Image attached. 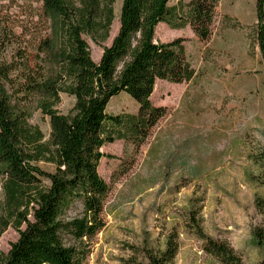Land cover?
<instances>
[{"label": "trees", "instance_id": "1", "mask_svg": "<svg viewBox=\"0 0 264 264\" xmlns=\"http://www.w3.org/2000/svg\"><path fill=\"white\" fill-rule=\"evenodd\" d=\"M49 32L39 39L32 56L28 39L12 27L0 28V238L13 226L19 237L0 264H83L90 243L104 229L105 201L110 186L102 177V148L118 139L139 149L166 109L152 102L158 80L189 82L196 74L183 44L156 38L159 23L172 29L190 25L200 40H208L219 0H123L119 30L110 45L116 18L115 0H41ZM256 37L264 62V0L256 1ZM89 36L103 47L92 58ZM125 92L139 105L136 114L108 112L113 97ZM74 97L72 108L59 109L62 95ZM40 112L49 117L50 132L29 120ZM264 168V149L252 156ZM40 161L54 164L43 169ZM131 166V167H130ZM166 175H169L168 170ZM262 221L253 237L264 250V197L255 198ZM194 204L189 225L203 240V249L223 264H245L226 240L207 234ZM31 216L33 218H31ZM25 225V227H23ZM175 229L165 246L147 249V263L171 264L180 245ZM260 264H264L262 261Z\"/></svg>", "mask_w": 264, "mask_h": 264}, {"label": "rangeland", "instance_id": "2", "mask_svg": "<svg viewBox=\"0 0 264 264\" xmlns=\"http://www.w3.org/2000/svg\"><path fill=\"white\" fill-rule=\"evenodd\" d=\"M123 0H115L116 18L110 45L119 30ZM190 0H171L186 4ZM257 0H219L213 33L200 40L190 25L166 30L159 24L156 38L183 37L195 76L189 82L158 80L151 97L166 114L141 145L134 165L133 141L118 139L102 150L113 157L101 160L99 171L110 186L105 201L104 229L90 243L83 264H144L147 249L163 248L168 234L178 232L179 251L171 264H223L203 249V240L189 225L191 205L210 236L228 241L245 264H260L264 250L253 237L262 221L255 206L264 197V168L252 156L264 149V62L256 37ZM41 0H0V28L12 27L34 56L39 39L49 32ZM168 26V25H167ZM92 58L99 61L103 47L89 36ZM74 97L62 95L59 109L66 113ZM138 103L122 92L112 98L108 112L136 114ZM49 137V117L40 112L29 120ZM39 165L55 171L54 164ZM168 170L169 175H166ZM0 175V193L4 199ZM31 218H33L31 216ZM25 227V225L23 226ZM19 232L10 226L0 238L7 252Z\"/></svg>", "mask_w": 264, "mask_h": 264}, {"label": "crops", "instance_id": "3", "mask_svg": "<svg viewBox=\"0 0 264 264\" xmlns=\"http://www.w3.org/2000/svg\"><path fill=\"white\" fill-rule=\"evenodd\" d=\"M160 23H161V22H160ZM166 24H167V23H166ZM159 25H161V24H159ZM167 25H168V24H167ZM167 25H165L166 30H167V31H168V30L170 31V29H169L170 26H169V25L167 26ZM187 26H188V25H187ZM187 26H186V27H187ZM190 27H191V26H190ZM170 28H171V27H170ZM171 29H172V28H171ZM182 29H183V28H182ZM195 35H196V34H195ZM196 36H197V35H196ZM197 37H198V36H197ZM198 38H199V37H198Z\"/></svg>", "mask_w": 264, "mask_h": 264}]
</instances>
